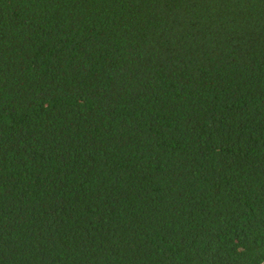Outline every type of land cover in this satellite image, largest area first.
Returning <instances> with one entry per match:
<instances>
[{"label":"trees","instance_id":"16d2710c","mask_svg":"<svg viewBox=\"0 0 264 264\" xmlns=\"http://www.w3.org/2000/svg\"><path fill=\"white\" fill-rule=\"evenodd\" d=\"M0 264H264V0H0Z\"/></svg>","mask_w":264,"mask_h":264}]
</instances>
